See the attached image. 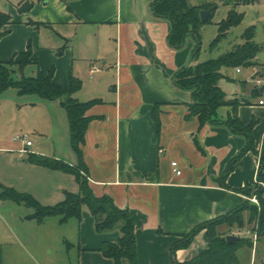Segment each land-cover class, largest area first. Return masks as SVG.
Here are the masks:
<instances>
[{
    "label": "crops",
    "instance_id": "crops-1",
    "mask_svg": "<svg viewBox=\"0 0 264 264\" xmlns=\"http://www.w3.org/2000/svg\"><path fill=\"white\" fill-rule=\"evenodd\" d=\"M21 1L6 0L5 4L0 0V10L12 16L5 26L9 32L0 39V59L8 60L31 46L39 68L45 72L55 68L56 84L67 87L75 76L83 81L75 94L78 100L101 99L87 112L94 118L82 145L83 160L95 195L108 194L118 207L130 210L138 264H174L205 250L209 244L206 229L175 254L172 245L195 226L245 203L248 195L240 189L256 184L264 156V117L256 120L254 129L258 153L246 152L225 174L247 140L226 124L207 123L199 129V119L187 117L192 94L177 87L173 75L198 62L193 56L196 41L189 36L182 48L171 47L172 24L152 13L153 0H35L30 11L20 13ZM256 62L263 64L258 58ZM236 72L243 74V70ZM236 98L251 104L250 100L243 102L244 97ZM42 102L48 104V123L54 132L52 111L65 109L60 100ZM155 107L159 108V131L153 118ZM231 110L230 106L220 107L216 118L226 120ZM242 110L239 106V117L249 123L253 117L247 120ZM19 142L24 159L25 154L35 152L72 165L78 161L68 148L61 155L49 146L42 149L33 143L32 150L25 153ZM173 161L178 162L180 175L174 171ZM32 165L38 174L53 177L23 178L20 185H9L41 200L44 196L51 201L43 202L46 205L62 201L66 191L79 192L75 177H63L56 170L47 173L45 167ZM48 183L54 186L50 188ZM48 220H57L50 222L60 226L65 252L68 256L75 252L78 264H114L99 249L104 241L117 242L121 231L97 232L88 207L83 208L81 220L62 223L60 217L50 216L41 224L45 226ZM258 241L260 247L252 250L251 264L264 263V238ZM123 263L131 264L128 259Z\"/></svg>",
    "mask_w": 264,
    "mask_h": 264
},
{
    "label": "trees",
    "instance_id": "trees-1",
    "mask_svg": "<svg viewBox=\"0 0 264 264\" xmlns=\"http://www.w3.org/2000/svg\"><path fill=\"white\" fill-rule=\"evenodd\" d=\"M222 1L232 9L226 18L217 23L218 34L210 45L211 49L219 46L228 37L231 28L242 22L243 14L238 12L236 8L239 5L254 3L257 0ZM34 5L35 0H22L19 3L18 10L20 13L28 12ZM208 8H212V15L206 22H203L200 12ZM216 8L217 6L213 3L198 5L191 4L190 0H153L151 3L152 13L156 17L169 20L172 24V30L168 35V42L171 47L182 48L189 36L195 39L194 58L201 50V29L205 23L211 20ZM11 20L12 16L8 12L0 10V39L9 32L8 29H5V26L10 24ZM255 36L256 26L253 25L246 28L242 34L243 43L235 44L231 50L216 58L187 65L173 75V83L180 89L188 90L192 94V102L189 104L187 117H197L200 123L199 129L207 123L226 124L234 133L245 136L247 140L245 147L230 161L225 174L230 173L235 163L246 152L258 153L254 136L256 119L253 118L249 123H244L238 114V108L241 104L240 99H227L226 93L218 84L219 79L222 77L221 70L223 67H250L257 64L256 58L260 51V45L255 40ZM33 64L37 65L36 75L16 76L17 69L23 72L26 67ZM54 72V67L47 72L39 68L37 62L33 60L31 46L15 54L10 60H0V105L2 93L10 87L17 88L20 94H37L45 100L61 101L68 116L71 145L77 155V163L72 165L63 159L35 152L29 153L28 160L35 165L75 175L79 184V192L66 191L62 201L54 205H44L31 193L21 192L1 184L0 198L10 199L33 208L34 213L29 217L40 223L50 216L60 217L62 223L71 218L81 220L83 208L86 206L95 218L97 232L104 233L116 229L121 231L119 240L117 242L104 241L99 249L100 252L105 257L113 259L114 264H124V259H128L131 264H138L135 221L130 210L118 207L114 199L108 194L95 195L89 183L88 167L83 160L82 145L85 143L87 128L94 118L88 115L87 112L91 107L100 103L101 99L78 100L75 94L81 89L83 81L73 76L69 85L63 87L54 82ZM222 106L232 108L231 114L224 121L216 118L217 110ZM153 118L156 122L157 131H159L158 107H155L153 111ZM195 141L199 145L198 141ZM263 159L264 156L261 159L258 180L264 182ZM148 175L146 174V176ZM225 178L224 175L223 181H225ZM240 190L248 196L255 194L259 205L246 200L237 208L195 226L172 245L173 254L178 249L189 247L195 236L204 229L207 230L208 247L195 257L186 261L176 260L174 264H237L239 262V251L243 247H252L253 239L239 235L237 240L229 242L227 235L230 234L233 228L241 230L250 228L251 232H258V240L264 238V185L246 186ZM224 226L227 229L219 230V227ZM0 264H2L1 249Z\"/></svg>",
    "mask_w": 264,
    "mask_h": 264
},
{
    "label": "rangeland",
    "instance_id": "rangeland-1",
    "mask_svg": "<svg viewBox=\"0 0 264 264\" xmlns=\"http://www.w3.org/2000/svg\"><path fill=\"white\" fill-rule=\"evenodd\" d=\"M4 2L6 4V0ZM190 3L198 5L213 3L217 6L211 20L205 23L201 29L202 45L197 55L198 62L216 58L232 49L235 43H243L242 34L246 28L254 25L256 26L255 40L260 45L257 58L259 63L264 64V0L239 5L236 10L243 14L242 22L232 27L228 37L214 49H211L210 45L218 34L217 23L226 18L232 8L222 0H190ZM10 4H7L8 9H11ZM240 67L243 70V74L236 72L237 67H223L221 70L222 77L219 79L218 84L226 93L227 99L246 97L250 100L251 104H243L242 102L240 104L243 107L242 114L247 120L252 117L256 120L261 119L264 117V106H260L257 103L260 96L255 93V85L250 81V67ZM36 72L37 65L33 64L26 67L23 72L17 69L16 76H33L36 75ZM42 101L49 100H45L37 94H20L15 87L6 89L1 95L0 193L2 185L15 188L9 184L20 185V181L23 178L25 181L29 179L38 181L39 177H53L41 175L34 171L38 168L33 166V163L28 160L29 153L25 154L27 155L25 159L22 158L19 149L21 146L20 142L13 141L12 139L15 135L27 134L36 147L38 146L43 149L49 146L57 154H64L67 148L73 151L66 110L59 108L52 111V116L56 120L53 132L48 123L50 120L47 112L48 104ZM61 111H64L62 112L64 113L62 114V119ZM60 120H63L65 124L63 125ZM46 168L44 171L47 173H56L54 170ZM61 175L63 177H75V175L65 172H61ZM48 184L49 187L51 185L50 188L54 186V183ZM259 185L256 183L253 186L257 187ZM34 186L35 183H32V187ZM15 189L24 192L23 190ZM35 198L42 204L43 202H51L44 196H42L43 201L37 197ZM44 205L46 204L44 203ZM33 213L34 209L25 204L0 198V249L2 264H78V257L75 255V252L70 256L65 252V248L62 245L63 237L61 235L62 230L59 229L60 226L58 224L53 225L50 222L57 220H48L44 226L41 224L42 222L40 223L36 219L29 217ZM225 229H227L226 226H224ZM240 230L233 228L230 234ZM242 230H245V232L237 236L241 235L244 238H252L249 232L251 231L250 228L249 231L248 228ZM259 247V241L255 245L253 243L250 248L243 247L238 253L239 262L237 264H251V252L256 249L258 251ZM262 252L264 254V242L262 243Z\"/></svg>",
    "mask_w": 264,
    "mask_h": 264
},
{
    "label": "built area",
    "instance_id": "built-area-1",
    "mask_svg": "<svg viewBox=\"0 0 264 264\" xmlns=\"http://www.w3.org/2000/svg\"><path fill=\"white\" fill-rule=\"evenodd\" d=\"M250 70H251V76H250V81L252 83H254L255 85V90L257 88H262L263 89V92L262 94H260V98L258 100V104L259 105H264V64H254V65H251L250 66ZM237 71H242L241 67H237ZM14 140H17V141H21L24 145L22 151L23 152H28L30 147L33 146V142L32 140L29 139L28 135L27 134H23V135H16L14 137ZM172 165L174 167V171L180 175L182 173V170L179 168V164L177 161H173L172 162ZM257 184H260V185H264V182L263 181H260V180H257L256 182ZM247 200L259 205V201H258V198L257 196L254 194V195H249L247 197ZM252 235V239H253V243L254 245L257 243L258 241V238H259V235H258V232H251L249 231ZM264 264V263H262Z\"/></svg>",
    "mask_w": 264,
    "mask_h": 264
},
{
    "label": "water",
    "instance_id": "water-1",
    "mask_svg": "<svg viewBox=\"0 0 264 264\" xmlns=\"http://www.w3.org/2000/svg\"><path fill=\"white\" fill-rule=\"evenodd\" d=\"M211 15H212V8L203 9V10H201V12H200L201 20H202L203 22H206V21L209 19V17H210ZM256 91H257V93L262 94L263 89L260 87V88H257ZM241 100H242L243 102H249V100H247V99H245V98H242ZM238 238H239V236L234 235V234H229V235H227V240H228L229 242H233V241L237 240Z\"/></svg>",
    "mask_w": 264,
    "mask_h": 264
}]
</instances>
